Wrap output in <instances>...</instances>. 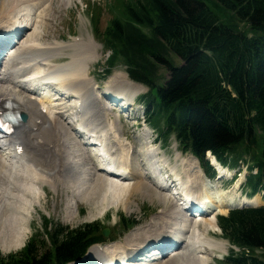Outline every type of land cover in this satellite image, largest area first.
<instances>
[{"label": "bare ground", "instance_id": "6f19581e", "mask_svg": "<svg viewBox=\"0 0 264 264\" xmlns=\"http://www.w3.org/2000/svg\"><path fill=\"white\" fill-rule=\"evenodd\" d=\"M49 1L0 0V34L6 31L7 37L15 33L12 40H0V105L8 100L14 112L24 113L27 117L26 121L15 127L7 140L10 146L6 149L13 147L11 154L15 160H10L4 150L2 142L7 138L0 140V247L8 250L23 243L29 228V210H34L32 206L38 204L40 190H43L41 186L45 184L53 189L61 186L69 190L76 201L89 204L95 211L94 216L102 214L109 207L130 210V200L135 195L163 204L172 201L168 209L159 212L145 225L132 229L121 241L107 242L91 249L90 257L100 259L107 253L137 254L140 257L139 251L149 246L150 241L162 244L171 240L175 244L174 249L140 264H209L210 258L214 257L213 252H226L224 242L206 236L207 231L219 233L213 212L218 210L223 215L225 211L221 209L232 205H257V196L251 199L227 198L223 203L217 202L213 187L216 185L206 183L203 178L204 181L201 180L202 172L194 162L181 158L178 152L174 155L175 164L170 167L164 154H157L159 147L150 145L148 128L142 135L146 141L143 154L152 180L144 181L145 172L137 164L133 149L131 146L124 148L120 140V126L115 119L108 118V106L99 101L100 96L93 89L94 83L89 81V65L99 56L93 38H75L68 44L57 40L41 41L45 37H34L37 21L42 17L40 9L46 7ZM68 48L73 51L69 61L55 63L53 59ZM2 68L4 71L1 73ZM109 80L112 86L106 90L107 98L111 95L122 100L120 108L123 111L143 90L120 76H113ZM23 86L34 89L37 94L25 91ZM54 93L70 97L67 101L71 100L77 110L72 113L73 116L81 129L90 132L89 142L107 141V149L119 166L124 168L128 179L106 177L102 170L90 167L88 158L81 162L83 145L62 116L56 114L66 113V110L62 107L63 99L53 98ZM97 153H102L98 158L105 161L107 152L97 150ZM209 159L220 177L231 175L222 170L212 157ZM177 166L179 171L176 170ZM165 169L171 173L164 175ZM193 191L205 200L201 204V216L189 220L182 216L178 200H175V205L173 201L175 196H190ZM69 203L66 205L67 219L74 215L73 204ZM91 217L92 213L89 219ZM168 236L170 239L164 241Z\"/></svg>", "mask_w": 264, "mask_h": 264}, {"label": "trees", "instance_id": "16d2710c", "mask_svg": "<svg viewBox=\"0 0 264 264\" xmlns=\"http://www.w3.org/2000/svg\"><path fill=\"white\" fill-rule=\"evenodd\" d=\"M125 16L111 20L103 44L108 64L121 59L129 79L148 89L141 97L146 119H164V134H174L209 175L205 152L233 166L228 157L245 154L257 169L247 178L249 194L264 190V0H138ZM217 225L243 250L224 264H264V255L250 254L264 251V207L230 211ZM94 226L47 225L49 253L31 241L0 264L78 260L104 239Z\"/></svg>", "mask_w": 264, "mask_h": 264}, {"label": "rangeland", "instance_id": "374dc122", "mask_svg": "<svg viewBox=\"0 0 264 264\" xmlns=\"http://www.w3.org/2000/svg\"><path fill=\"white\" fill-rule=\"evenodd\" d=\"M137 1L138 0H50L46 7H42L40 9L42 17L37 21V26L35 30L36 36L34 35V37H45L44 40L42 39L41 41L50 42L57 40L60 43L65 42L68 44H71L75 38H93V41H95V44L97 46L95 50H97L99 56L95 62L90 63L88 77L90 78L89 81L93 83L95 81L97 87L100 88L98 92H102L105 90L107 94L106 90H108L109 87L112 86L111 83H109L111 82L109 80L111 77L120 76L124 80H129V77L126 72V67L121 61V59L117 58L114 62H112L111 65L108 64L107 59L110 55V51L104 48L103 32L106 27L110 24L113 18H125L126 7L135 5ZM238 27L244 32H249V28L244 23H238ZM72 53L73 51L68 48L62 54L60 53L58 57L53 59V61L57 64L68 62ZM171 57L175 60V62H177V60L173 56ZM135 84L141 86L143 89L142 92L139 93L140 95L143 96L146 92H148V89L143 85L139 83ZM96 95L100 96L99 93H97ZM140 95L136 98L133 104L131 103L132 105H128L130 106L129 112H125L121 117V120H123V123L125 125V127L123 128L125 131L122 132V135L127 134V137H125L131 141V143H124L122 141V144L124 148L133 145L134 149L136 150V153L134 152V156L137 161V164L143 167V164H145V160H143V150L144 143L146 141L143 140V136H141L140 134L142 133L143 125L146 124V122H144L145 107H143L144 103L141 101ZM101 100L104 102L102 98ZM102 101L100 102L102 103ZM71 105H73V102H71ZM65 110L68 111L67 109ZM110 114L111 116H114L111 112ZM150 122L151 125L156 128L157 131L160 132V134L157 133L158 138L163 140H161V145L157 142H155L154 145H160L164 153L170 157L171 162H173L174 154L181 152V158H187L188 160L194 162V165L197 166L198 169V165L196 164L194 157L188 153H183L180 150L178 144L179 142H177L175 136L164 134V119L162 120L161 117H154L152 120H150ZM155 136H153L152 134L151 137L155 138ZM176 148L178 152H175ZM161 154L163 155V153ZM169 157H165L168 162ZM231 157L236 160V163L233 167L231 166V162L229 166L230 169L233 168V171L231 173L235 175L236 180L233 182L225 180L223 181V179L220 180V187L214 190L216 191V201L220 203H223L224 199L227 198H238V195H240V198H242L244 197L245 191L248 192V189L245 190V186L243 184L239 185V183L243 182L244 178L246 177V173L243 167H245L248 158L245 154H243L242 156L232 155L230 156V159ZM81 162L83 161L81 160ZM91 164H93L92 159ZM90 167L95 168L97 167V165ZM231 173L227 174L230 175ZM202 178L203 177L201 174V180H203ZM148 179V175H143L144 181H148ZM205 182L208 183L206 180ZM215 185L217 186V184ZM41 188L43 190H40V198L38 204L32 206L34 210H29V217L27 219V224L29 225V228L25 232L26 235L24 236L23 243L17 248H10L8 250H3V248L0 247V256H7L10 253L19 252L24 248L27 242L31 241H34V244L36 246H39L41 252L46 251V253H49V243L44 234L46 231L45 227L47 225L49 227L58 225L63 228H76L84 224H95L94 227L96 232L107 228L109 229V233L106 236L107 239L110 240L111 237H114L115 242L121 241V239H123L126 234L131 232L132 229L138 226L145 225L152 218H155L159 214V212L168 209L171 206L170 204H172L171 201L168 204H163L162 202H159L155 199L149 200L148 198H143L139 195H135L131 197V203L129 205L130 210H123L122 208H117L115 210L114 208L109 207V209L105 210L102 214L94 216L95 211L91 209L89 204L84 201H76V199L71 196L72 194L69 192V190L62 188L61 186H57L55 189H53L52 187L45 184L42 185ZM258 196L260 197H256L257 205L260 204L259 200L260 202L264 201V194H259ZM67 202H70L69 204H73L74 215L70 219H67L66 217ZM173 202V204L175 205V200ZM74 206L77 209H75L76 212L74 210ZM221 210L225 211L224 214L226 215L228 214L230 209L226 208ZM217 211L218 210H215L214 212L212 211L215 216L222 215L220 214V212ZM91 213L93 214V217L89 219ZM132 221H134L136 225L129 228V230L125 232L124 227H126L127 224H130V222ZM45 223L48 224L45 225ZM206 236H209L215 241H221L226 244V252L223 254H220L219 252H213L214 257L210 258L209 264H224L223 259L228 254H230V252L233 253V256H237L242 252L237 247L230 246V242L222 236V233L220 231L219 233H211L207 231ZM91 249H96V247L93 248L92 246ZM91 249L86 252V254H88L84 256L83 260L78 261L77 264H88L91 262H95V260L99 258L97 256H89ZM250 254L256 257H262L264 255V251L255 249L253 251H250Z\"/></svg>", "mask_w": 264, "mask_h": 264}, {"label": "water", "instance_id": "95a60500", "mask_svg": "<svg viewBox=\"0 0 264 264\" xmlns=\"http://www.w3.org/2000/svg\"><path fill=\"white\" fill-rule=\"evenodd\" d=\"M107 233H108V231L107 230H104V232H103L104 236H106Z\"/></svg>", "mask_w": 264, "mask_h": 264}]
</instances>
